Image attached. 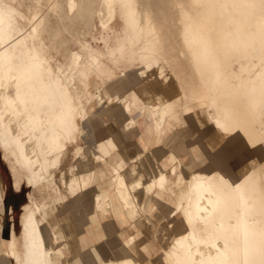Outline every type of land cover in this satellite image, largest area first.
Listing matches in <instances>:
<instances>
[{"label":"bare ground","instance_id":"6f19581e","mask_svg":"<svg viewBox=\"0 0 264 264\" xmlns=\"http://www.w3.org/2000/svg\"><path fill=\"white\" fill-rule=\"evenodd\" d=\"M39 1L28 7L27 17L20 1L0 0V148L17 166L11 170L14 186L21 170L36 187L53 181L69 145L77 153L78 140L96 146L94 165L65 183L72 192L76 184L78 191L83 188L67 206L77 214L72 215L73 228L65 222L73 264H85L89 247L94 264H139L132 254L142 257L143 264L157 254L159 264H264V0H164L178 9L176 37L188 74L169 53L173 33L157 23L150 8L139 9L137 0H100L107 12L119 7L124 27L115 52L109 49L106 56L115 65L125 57L124 49L141 43L135 55L143 65L139 73L123 74L138 93L131 94V102L114 94L113 106L101 111H93L88 102L113 84L99 86L111 71L103 53L82 45L70 53L65 67L60 65L50 52L58 33L49 32ZM54 1L49 0L51 7ZM65 7L68 14L79 10L77 0H65ZM144 86L151 91L145 93ZM135 106L145 108L155 126L149 154L138 146L131 158H144L125 167L119 134L134 141L138 127L121 124L118 134L105 124L112 115L121 122ZM209 107L214 114L204 113L207 127L201 116ZM165 119H174L178 127L168 136ZM104 170V183L113 193L100 183ZM164 193L173 203L163 218L177 214L186 231L176 233L166 250L152 243L134 245L139 232L128 233L125 247L117 250L121 256L112 255V241L104 245L102 239L118 233L124 240L113 223L134 224L136 201L144 206V199H150L157 206ZM20 226V247L13 229L4 241L13 264H58L63 253L53 243L63 235L47 219L42 202L24 207Z\"/></svg>","mask_w":264,"mask_h":264},{"label":"rangeland","instance_id":"374dc122","mask_svg":"<svg viewBox=\"0 0 264 264\" xmlns=\"http://www.w3.org/2000/svg\"><path fill=\"white\" fill-rule=\"evenodd\" d=\"M18 1L22 3V12L27 17L30 16L31 11L28 10V7L32 9L36 4L35 0ZM54 2L55 5L51 7L49 4V0L39 1V8L42 12L47 14V19L50 26L49 32L58 33V37L56 38V40H54L53 43L56 48L54 50L50 49V52L53 55L54 59L60 65L65 67V65L68 63V56L70 55V53L81 51L82 45H86L90 46L94 51L103 53V62H105L106 66H108L111 70L110 75L103 77V79L99 82V86H102L108 81L113 80L111 89L105 92L104 87H102L99 91L98 98L96 97L97 99L94 98L93 100L89 101L88 105L92 107L93 111H101L105 107L111 108L115 101V98H113L114 94V97H116L117 95L121 98L127 99L125 100V102H131L132 96L135 94L137 95L138 93L131 86V84H129V82L124 79L123 74L129 73V71L132 70L135 73H139V70L143 68V65L138 62L135 55V53H137L138 51L137 47H140L141 43H139V45L137 46H133L131 49H124L122 56L125 57L119 58L115 65L106 56V53L109 49L115 52V45L120 42V39L118 42V38H120L124 34L121 10L119 9V7L116 6L115 10L114 8H112L113 10H111V12H107L103 7H101L100 0H77V9L79 10H75V12L68 14L65 7V0H55ZM137 6L139 9L147 6L148 8H150L152 16L157 21V23L159 22L163 26H166L167 28L169 27L168 29L173 33V37H171L172 42H170L174 46L169 51V53L176 58V61L178 63L177 68L181 69V71L185 74H188L189 69L186 65L185 60L180 55V50L183 47L180 40L176 37V31H179L180 27L177 7L169 5L167 2H164V0H137ZM101 9L103 11L105 10L106 12H103ZM98 12L101 13L99 14ZM106 13L108 16H106ZM105 18H107L108 20H106ZM102 23L104 25H102ZM42 37L43 40L48 43L49 39H47V35L45 36L44 34ZM99 38H101V40H99ZM129 54L130 56L132 54L133 59H131V61L127 63L125 58H127ZM116 56L118 57L117 53ZM130 65L133 66L128 67ZM142 90L147 93L151 91V87L144 86ZM97 101L99 102L96 103ZM141 105L142 102L139 101V106ZM137 106H135L137 109L131 107L128 110L129 113H127L126 117H124L121 122H119L115 118V116L112 115L105 124L109 132H118V130L121 129V124L124 126H127L128 124L127 127L133 125V127H138L139 138L134 141L122 138V134L118 132V134L120 133L119 138L122 144V147H120L122 150V156L126 161L125 167H129L137 160H142V158H144L143 155L149 154L148 151L151 150V147L149 146V138L150 131L155 126V121L153 116L148 115V113L144 111L145 108H139V110ZM92 110L88 113V119H90L91 114L93 113ZM141 111L144 112L142 113ZM211 111H213L211 107L203 111V116H201L203 118V121H205V118L207 117V114L204 113L209 112L210 114H214V112L211 113ZM175 114L177 116L179 115L178 109ZM205 123L207 127L210 126L206 121ZM164 126L166 128L165 136L170 135L172 132L178 129L174 119H165ZM145 138H147L148 140ZM75 145L81 147L79 152H75L74 145L68 146L67 155L61 160L58 169L55 171L53 181H42L43 184L41 183L36 187L32 186L26 181L24 176L25 172L21 170L17 171V178H19L20 180L19 184L18 186H14V175L11 170L15 164L13 163V159L11 157L5 158L3 156V151L0 148V264H13L10 256H8L5 252L4 241L9 238L10 231L11 229H13L17 238L18 245L20 247L21 216L24 212V207L32 205L33 200L42 202L45 205L47 219H49L51 222H55L57 229L62 232L63 237H60V239L58 237L57 240H55L53 243V246L56 249H60L63 253L61 259H59L58 264H73L75 258L72 254V243L69 240V236H71V233H69L68 230L70 229V227H67L65 222L69 220L71 223V227L73 228L72 215L76 217L77 214L75 208H72V210L70 211L67 206L68 202L71 199L73 200L74 197H77L81 194L83 188L78 191L77 187L79 185L76 184L77 186H74L72 192L71 190H67L65 183L70 178L79 176L80 172L92 167L94 165L93 162L95 161L94 153L97 154V149L93 142H87L86 140L82 139L81 141L78 140ZM138 146H142V148H145L143 149L145 153H143V155H136L137 158L134 159L133 157L132 159L131 156L135 155ZM205 166L206 163L199 167V169H202ZM107 179V172L104 170L103 175L100 178V183L105 185L104 182H106ZM84 180H87V177L84 178ZM48 182L52 184L48 186ZM105 187L109 189V193H113V189L106 185ZM87 189L92 188L89 187ZM92 192V195L90 196L91 198L95 195V192ZM64 194L65 197L63 198ZM114 201L116 202V200ZM172 203L173 197L168 193H164L161 196L157 206H154L150 199L149 201L144 199L143 206L141 201H139L138 199L136 201L137 211L135 213L136 217L134 219V224L132 223L131 225V222L127 221L125 224H123V226L120 225L119 227V225L111 221L114 227L117 228V231H119L120 237L124 238V240L122 239L123 243L119 238L118 233L105 236L102 239L101 243L107 245L112 241V243L108 245L113 246L111 249V254L119 257L121 256V254H118L119 252H117V250L119 249V246L122 247V249L125 247V239L127 238V234L139 232L134 245L138 246L139 244V247H141L144 244L152 243V245H154V247L157 249H168V247L171 246L174 235L178 232L184 233L186 231V227L183 225L177 214L173 216L172 220H170V218H163L171 207ZM174 212L175 211L170 214H173ZM113 218L115 220L114 216ZM113 218L112 216L109 217V219L112 220ZM123 218H125V216ZM169 222L170 224H168ZM113 239H117L118 241H113ZM90 249L91 248L89 247L85 250V264L95 263L93 254L89 252ZM132 256L139 262V264L144 263V261L141 259L142 257H139V255L132 254ZM149 258V264H159V254L152 255Z\"/></svg>","mask_w":264,"mask_h":264},{"label":"crops","instance_id":"0c3cea01","mask_svg":"<svg viewBox=\"0 0 264 264\" xmlns=\"http://www.w3.org/2000/svg\"><path fill=\"white\" fill-rule=\"evenodd\" d=\"M10 236V235H9Z\"/></svg>","mask_w":264,"mask_h":264}]
</instances>
